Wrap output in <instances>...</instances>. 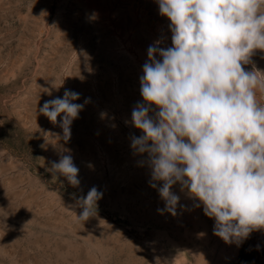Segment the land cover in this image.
Returning <instances> with one entry per match:
<instances>
[{
	"label": "rangeland",
	"instance_id": "1",
	"mask_svg": "<svg viewBox=\"0 0 264 264\" xmlns=\"http://www.w3.org/2000/svg\"><path fill=\"white\" fill-rule=\"evenodd\" d=\"M170 24L157 0H0V264H264V230L225 243L179 183L176 214L158 211L162 184L131 146L148 48L172 46ZM242 66L264 82V50ZM65 90L89 99L68 139L62 116L39 112ZM63 155L78 187L51 170ZM93 187L103 196L81 220Z\"/></svg>",
	"mask_w": 264,
	"mask_h": 264
},
{
	"label": "clouds",
	"instance_id": "2",
	"mask_svg": "<svg viewBox=\"0 0 264 264\" xmlns=\"http://www.w3.org/2000/svg\"><path fill=\"white\" fill-rule=\"evenodd\" d=\"M157 3L171 21L172 46L156 41L148 48L140 77L144 103L132 110V124L142 135L133 136L131 146L147 154L152 180L162 184L150 185L165 201L158 211L176 214L180 197L172 189L179 183L214 219V235L228 244L242 242L264 230V106L255 92L264 82L258 71L242 66L264 50V0ZM79 99V93L65 90L39 109L54 124L62 116L65 139L89 103ZM51 170L79 186L71 155L53 161ZM102 196L96 187L80 196L78 218L94 216Z\"/></svg>",
	"mask_w": 264,
	"mask_h": 264
}]
</instances>
